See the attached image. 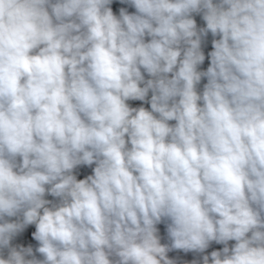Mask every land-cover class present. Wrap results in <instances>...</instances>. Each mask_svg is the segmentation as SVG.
<instances>
[{
	"label": "clouds",
	"instance_id": "obj_1",
	"mask_svg": "<svg viewBox=\"0 0 264 264\" xmlns=\"http://www.w3.org/2000/svg\"><path fill=\"white\" fill-rule=\"evenodd\" d=\"M0 264H264V0H0Z\"/></svg>",
	"mask_w": 264,
	"mask_h": 264
},
{
	"label": "trees",
	"instance_id": "obj_2",
	"mask_svg": "<svg viewBox=\"0 0 264 264\" xmlns=\"http://www.w3.org/2000/svg\"><path fill=\"white\" fill-rule=\"evenodd\" d=\"M114 10H115V5H114ZM129 10L130 11H133V9H129ZM210 50H211V46H210V43H209V45L205 49L206 54H207V51H210ZM207 64H208V60L206 59L205 64L202 67L203 68H206L207 67ZM204 82H206V81H204Z\"/></svg>",
	"mask_w": 264,
	"mask_h": 264
},
{
	"label": "crops",
	"instance_id": "obj_3",
	"mask_svg": "<svg viewBox=\"0 0 264 264\" xmlns=\"http://www.w3.org/2000/svg\"><path fill=\"white\" fill-rule=\"evenodd\" d=\"M160 227H161V228H163V226H162V225H161ZM214 247H216V248H219V247H222V246H214Z\"/></svg>",
	"mask_w": 264,
	"mask_h": 264
},
{
	"label": "rangeland",
	"instance_id": "obj_4",
	"mask_svg": "<svg viewBox=\"0 0 264 264\" xmlns=\"http://www.w3.org/2000/svg\"><path fill=\"white\" fill-rule=\"evenodd\" d=\"M138 103V102H137Z\"/></svg>",
	"mask_w": 264,
	"mask_h": 264
}]
</instances>
